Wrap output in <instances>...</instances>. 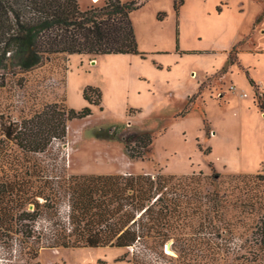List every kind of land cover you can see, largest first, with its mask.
I'll use <instances>...</instances> for the list:
<instances>
[{
    "label": "rangeland",
    "instance_id": "rangeland-1",
    "mask_svg": "<svg viewBox=\"0 0 264 264\" xmlns=\"http://www.w3.org/2000/svg\"><path fill=\"white\" fill-rule=\"evenodd\" d=\"M143 1L132 13L142 54H57L30 70H0V136L6 125L13 124L14 132H19L51 107L91 105L92 115L67 121L64 140L56 137L45 151L26 155L12 142V151L55 180L64 174L193 175L168 186L177 220L171 249L167 242L163 247L167 256H161L151 237L121 248H44L34 262L134 264L135 257L143 264H236L243 262L238 253L242 245L248 256L257 247L252 233L264 210L253 202L264 198V182L236 176L264 173V111L248 110L245 104L252 96H242L253 89L247 77L250 70L264 82V54L239 53L251 68L235 62L240 73L235 70L226 80L222 71L208 75L191 103L179 89L188 78L200 80L216 63L213 47L245 33L249 17L256 14L254 29L236 47L241 50L245 43H254L252 35L264 18V0H183L178 11L177 0ZM79 3L85 10L102 6L105 0ZM237 4L243 16L237 14ZM255 43L264 46V38ZM237 55L232 52V58ZM88 86L101 89L103 108L85 98ZM221 98L229 102L220 103ZM147 130L154 136L153 145L145 159H131L125 138ZM180 213L184 214L178 219ZM60 214L68 220V198L61 202ZM182 237L189 242L187 259L178 240Z\"/></svg>",
    "mask_w": 264,
    "mask_h": 264
},
{
    "label": "trees",
    "instance_id": "trees-1",
    "mask_svg": "<svg viewBox=\"0 0 264 264\" xmlns=\"http://www.w3.org/2000/svg\"><path fill=\"white\" fill-rule=\"evenodd\" d=\"M143 3L105 0L102 6L92 5L84 10L79 0H0V70H30L57 54H142L132 13ZM182 4L183 0H177V11ZM233 51H238L236 46L224 72L237 62V58H232ZM247 77L255 89L258 107L264 111V93L248 72ZM201 91L202 87L189 103ZM84 96L90 104L101 106L99 87L88 86ZM51 108L35 115L29 122L32 125H24L19 132H14L13 124L1 132L0 264H40L34 261L44 248H121L151 237L159 254L166 257L163 247L175 237L177 223L169 183L194 176L178 177L159 171L156 175L64 174L59 180L50 179L41 167L17 158L11 143H16L24 155L45 151L54 138L67 137V121L93 113L91 105L81 109ZM153 142L154 136L148 130L131 132L124 146L131 159H145ZM236 177L264 182V173ZM66 198L68 220L60 214V204ZM253 205L264 210V198L257 197ZM40 223L43 225L38 226ZM252 235L257 247L248 256L242 252V245L238 253L243 262L236 264H264L263 217ZM178 240L187 259L188 239ZM133 262L143 264L135 257Z\"/></svg>",
    "mask_w": 264,
    "mask_h": 264
},
{
    "label": "crops",
    "instance_id": "crops-1",
    "mask_svg": "<svg viewBox=\"0 0 264 264\" xmlns=\"http://www.w3.org/2000/svg\"><path fill=\"white\" fill-rule=\"evenodd\" d=\"M219 1H222V0H219ZM223 1H225V0H223ZM229 3H226V5H225L226 7H224V8L228 9V6H229L228 4ZM226 9H225V11L227 12ZM236 11H237V14H239V15L242 14L238 4H237ZM245 15L247 16L246 13H245ZM241 16H243V15H241ZM246 16H244V17H246ZM251 17L252 18L249 17V21H248V24H247V27H246L248 29L245 31V33H243L242 35L236 36V39L233 40V41H230L229 43H224V44H222V43L219 44L218 43V44H216L213 47V51H212L211 55L212 54H216V55H212L213 59L215 58L216 63H214V65L211 66L210 68H207V69L204 70L203 76L201 77L200 80H193V79H189L188 78L186 81H184V84L182 83L183 85L181 84L183 87H181V89H179V90H181V92H183L182 94H180L182 97H184L185 99H188L191 96L197 94L199 92L200 88L202 87V84L204 83V81H205V79L207 78L208 75H213L215 73H218V72L222 71L223 75H222L221 78L223 80H226L230 75L232 76V74L235 72V70H236V73H240L239 72L240 68L238 67L239 65L242 68H244V69H247V68L250 69L251 65L247 66V64L244 63V60L242 59V55L240 56L239 53L264 54V46H257L256 43H255L256 40H260V39L264 38V18H263L261 23H260L259 29L257 30V32H255L252 35V37H253L252 40L254 41V43L252 42V45L250 43H245L243 48L241 50H238V55H237L238 58L236 57L237 58V62L236 63H238L239 65L232 64V65L229 66V69L226 72L223 71V68L227 64V62L229 60V57H230V54H231V51L233 50L234 46H236L238 43H240L242 40H244V37L246 35H249L250 32H252V30L254 29V25H255L254 21L257 18L256 14H254ZM246 18H248V16ZM219 53H221V54H219ZM112 55H125V54H112ZM126 55H128V54H126ZM132 55H134V54H132ZM250 75L257 82V84L259 85V88L262 90L261 92L264 93V82L262 81V79L256 78L253 75V73L251 72V70H250ZM243 93L244 94L242 96H243L244 99L247 98V97L252 96V99H251L252 101H249L248 103L245 104L247 109L252 111L253 113H255V112L256 113H260L261 110H260V108L258 107V104H257V98H256V93H255L254 87L249 92L244 90ZM209 99H213L215 101L217 100V99H214L212 97H210ZM219 102L220 103L229 102V99L226 100V99H222L221 98V99H219Z\"/></svg>",
    "mask_w": 264,
    "mask_h": 264
},
{
    "label": "water",
    "instance_id": "water-1",
    "mask_svg": "<svg viewBox=\"0 0 264 264\" xmlns=\"http://www.w3.org/2000/svg\"><path fill=\"white\" fill-rule=\"evenodd\" d=\"M171 245H172V243H171V242L167 243V249H168V250H170V249H171Z\"/></svg>",
    "mask_w": 264,
    "mask_h": 264
},
{
    "label": "bare ground",
    "instance_id": "bare-ground-1",
    "mask_svg": "<svg viewBox=\"0 0 264 264\" xmlns=\"http://www.w3.org/2000/svg\"><path fill=\"white\" fill-rule=\"evenodd\" d=\"M94 61H95V59H94Z\"/></svg>",
    "mask_w": 264,
    "mask_h": 264
}]
</instances>
